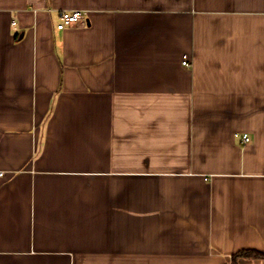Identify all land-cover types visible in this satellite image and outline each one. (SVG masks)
I'll list each match as a JSON object with an SVG mask.
<instances>
[{
  "label": "crops",
  "instance_id": "0c3cea01",
  "mask_svg": "<svg viewBox=\"0 0 264 264\" xmlns=\"http://www.w3.org/2000/svg\"><path fill=\"white\" fill-rule=\"evenodd\" d=\"M241 249L264 252V0H0V264Z\"/></svg>",
  "mask_w": 264,
  "mask_h": 264
},
{
  "label": "built area",
  "instance_id": "2783aa9c",
  "mask_svg": "<svg viewBox=\"0 0 264 264\" xmlns=\"http://www.w3.org/2000/svg\"><path fill=\"white\" fill-rule=\"evenodd\" d=\"M87 12L84 10H63L59 13L58 22L56 28L62 30L66 27L72 26L75 23L79 22L86 16ZM15 22H12V26L15 28ZM183 65L189 66L190 62L188 58H185L182 61ZM245 141H249L250 138L247 135L243 136Z\"/></svg>",
  "mask_w": 264,
  "mask_h": 264
},
{
  "label": "trees",
  "instance_id": "16d2710c",
  "mask_svg": "<svg viewBox=\"0 0 264 264\" xmlns=\"http://www.w3.org/2000/svg\"><path fill=\"white\" fill-rule=\"evenodd\" d=\"M264 259V252L257 249H241L232 255V264L238 259Z\"/></svg>",
  "mask_w": 264,
  "mask_h": 264
}]
</instances>
